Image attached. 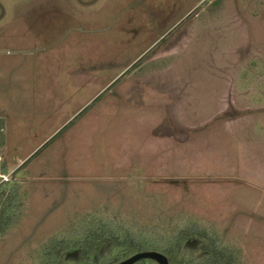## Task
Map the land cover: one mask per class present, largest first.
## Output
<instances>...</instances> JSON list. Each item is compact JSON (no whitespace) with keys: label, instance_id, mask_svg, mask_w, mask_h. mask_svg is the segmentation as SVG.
I'll return each mask as SVG.
<instances>
[{"label":"rangeland","instance_id":"obj_1","mask_svg":"<svg viewBox=\"0 0 264 264\" xmlns=\"http://www.w3.org/2000/svg\"><path fill=\"white\" fill-rule=\"evenodd\" d=\"M0 124L6 171L55 132L0 175L21 202L0 264L107 208L264 264V0H0Z\"/></svg>","mask_w":264,"mask_h":264},{"label":"trees","instance_id":"obj_2","mask_svg":"<svg viewBox=\"0 0 264 264\" xmlns=\"http://www.w3.org/2000/svg\"><path fill=\"white\" fill-rule=\"evenodd\" d=\"M6 173V167H0V175ZM19 194V186L0 180V237L19 222ZM107 209L69 222L39 248L38 264H67L65 257L73 251L81 252L74 264H121L146 252L165 256L168 264H235L238 260L216 230L182 214L175 217L170 209L155 213L149 223L134 216L125 219L119 211L109 214ZM134 264L159 263L142 259Z\"/></svg>","mask_w":264,"mask_h":264},{"label":"crops","instance_id":"obj_3","mask_svg":"<svg viewBox=\"0 0 264 264\" xmlns=\"http://www.w3.org/2000/svg\"><path fill=\"white\" fill-rule=\"evenodd\" d=\"M4 130V126L2 127L1 124H0V133H2ZM55 133V132H54ZM54 133H51L49 136H47L45 139H43V141L41 143H39V145L37 147H33L31 150H29V152L25 153L23 155V157H20V158H17V156L14 154L15 152H11L10 153V159H13L18 161L19 164H17V167L16 168H12L11 170L9 171H6L7 173L9 172L10 174L11 173H16L17 171H19L21 168H23L25 166V164L31 160L33 157H35L37 155V153H39V151H41L46 145L47 143H49V140L51 137H53ZM2 145H1V148L5 145V136H4V133H2ZM56 137V136H55ZM15 161V162H16ZM8 163V162H7ZM6 173V174H7Z\"/></svg>","mask_w":264,"mask_h":264},{"label":"water","instance_id":"obj_4","mask_svg":"<svg viewBox=\"0 0 264 264\" xmlns=\"http://www.w3.org/2000/svg\"><path fill=\"white\" fill-rule=\"evenodd\" d=\"M142 259H154V260L158 261L159 264H168V261L165 258V256H163L159 253H155V252H146V253H141V254L135 255L132 258H130L129 260H127L121 264H134L135 262L140 261Z\"/></svg>","mask_w":264,"mask_h":264}]
</instances>
